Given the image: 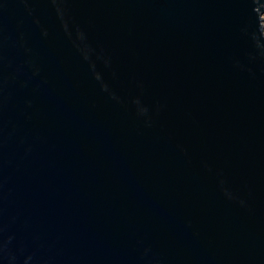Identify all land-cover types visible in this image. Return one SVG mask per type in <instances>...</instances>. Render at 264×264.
Segmentation results:
<instances>
[{"label":"water","instance_id":"95a60500","mask_svg":"<svg viewBox=\"0 0 264 264\" xmlns=\"http://www.w3.org/2000/svg\"><path fill=\"white\" fill-rule=\"evenodd\" d=\"M264 0H0V264H264Z\"/></svg>","mask_w":264,"mask_h":264},{"label":"built area","instance_id":"2783aa9c","mask_svg":"<svg viewBox=\"0 0 264 264\" xmlns=\"http://www.w3.org/2000/svg\"><path fill=\"white\" fill-rule=\"evenodd\" d=\"M264 17V16H263Z\"/></svg>","mask_w":264,"mask_h":264}]
</instances>
